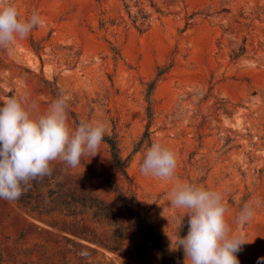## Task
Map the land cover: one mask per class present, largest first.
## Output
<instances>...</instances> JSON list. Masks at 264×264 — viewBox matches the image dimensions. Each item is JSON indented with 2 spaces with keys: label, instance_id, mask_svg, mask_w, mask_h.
Returning <instances> with one entry per match:
<instances>
[{
  "label": "rangeland",
  "instance_id": "1",
  "mask_svg": "<svg viewBox=\"0 0 264 264\" xmlns=\"http://www.w3.org/2000/svg\"><path fill=\"white\" fill-rule=\"evenodd\" d=\"M7 2L43 23L11 53L0 49V106L24 99L36 119L64 94L71 130L101 121L116 137L141 210L171 248L189 217L168 193L189 183L222 194L231 234L249 241L240 264H264V0ZM147 129L150 144L136 151ZM153 143L177 156L171 180L140 172ZM99 151L76 168L51 162L52 174L31 181L23 202L0 199V264H162L107 183L126 187L108 145ZM83 198L103 201L122 236ZM256 200L252 220L238 224Z\"/></svg>",
  "mask_w": 264,
  "mask_h": 264
},
{
  "label": "clouds",
  "instance_id": "2",
  "mask_svg": "<svg viewBox=\"0 0 264 264\" xmlns=\"http://www.w3.org/2000/svg\"><path fill=\"white\" fill-rule=\"evenodd\" d=\"M42 23L38 13L21 19L13 4L0 0V49L11 53L17 40L27 38ZM68 99L61 94L47 113L36 119L30 117L29 109L34 105L28 106L24 99L9 98L0 106V199H19L31 181L52 174L53 161L76 168L83 156L94 157L100 152L107 126L101 121L81 120L71 130L67 123ZM177 163L173 150L153 143L140 164V172L145 177L171 180ZM167 198L172 207L183 209L184 216L189 217L187 235L176 233L177 247L183 248L186 264H240L236 254L249 241L242 234H231L225 218L228 209L220 192L177 182ZM259 206L260 200L244 204L237 223L251 221Z\"/></svg>",
  "mask_w": 264,
  "mask_h": 264
},
{
  "label": "trees",
  "instance_id": "3",
  "mask_svg": "<svg viewBox=\"0 0 264 264\" xmlns=\"http://www.w3.org/2000/svg\"><path fill=\"white\" fill-rule=\"evenodd\" d=\"M146 18V16H143V19ZM235 58L236 57H234L233 59ZM104 142L108 145L112 164L119 172V174L124 178L126 187L125 189H123L120 186L112 184L109 181H107V183L117 193L121 208L126 212L128 217L132 221L134 229L141 237V239L146 244L150 245L151 248H153L159 254L162 264H184L183 248H171L166 240L158 233V231L149 221L147 212L141 210L140 203L137 197L136 185L133 179L128 174L127 170L129 159L122 157L118 140L114 136H105ZM145 143L148 145L150 144V133L148 129L145 131L143 137L139 141L136 151L141 149V147ZM20 201L23 202V198H20ZM82 205L89 206L93 210L94 218L107 220L108 222H110V224H113L116 228V237L122 236L121 226L118 224L115 215L107 207V205L104 204L103 201H100L96 198H90V200L83 198ZM181 237H185V231L183 232Z\"/></svg>",
  "mask_w": 264,
  "mask_h": 264
}]
</instances>
